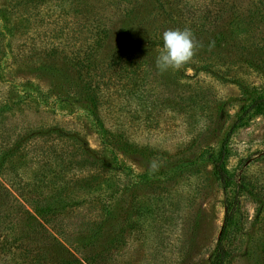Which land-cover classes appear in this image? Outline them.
<instances>
[{
	"label": "rangeland",
	"instance_id": "374dc122",
	"mask_svg": "<svg viewBox=\"0 0 264 264\" xmlns=\"http://www.w3.org/2000/svg\"><path fill=\"white\" fill-rule=\"evenodd\" d=\"M186 27L204 47L161 73L163 32ZM263 89L264 0H0V264H210L207 151ZM229 146L227 264H264V111Z\"/></svg>",
	"mask_w": 264,
	"mask_h": 264
},
{
	"label": "trees",
	"instance_id": "16d2710c",
	"mask_svg": "<svg viewBox=\"0 0 264 264\" xmlns=\"http://www.w3.org/2000/svg\"><path fill=\"white\" fill-rule=\"evenodd\" d=\"M137 32L138 28L134 25L123 27V30L121 31V38H123V40H129L130 46L134 45L130 40L137 41ZM125 48L127 52H131L130 47ZM263 111L264 89L262 92H257L255 95L250 97V101L242 108L241 113L231 126L230 131H228L224 137L221 146L218 149L207 151V158L213 166V174L218 182L219 187L224 193L223 203L225 209L223 227L213 250L210 264H227L230 260L232 254V249L229 245L230 232L236 224L237 215L240 210V182L228 165L231 156L229 146L231 135L237 128L243 126L248 119L256 114L262 113ZM49 208L50 206L42 207V209L39 207H33L32 210L27 209V211L31 214L34 221H38L41 219L39 215ZM63 245L64 244L62 243V246ZM86 258H88L87 255H85V257L83 255V260H85L83 263H88ZM78 260L80 262L82 261L81 259Z\"/></svg>",
	"mask_w": 264,
	"mask_h": 264
},
{
	"label": "clouds",
	"instance_id": "9594fccd",
	"mask_svg": "<svg viewBox=\"0 0 264 264\" xmlns=\"http://www.w3.org/2000/svg\"><path fill=\"white\" fill-rule=\"evenodd\" d=\"M163 51L156 59V67L161 72L168 70H179L186 64L190 63L198 54L203 43L199 41L190 28L184 29H169L163 32ZM215 46V41H211L208 49L212 50ZM159 163L156 159L149 162V170L157 171Z\"/></svg>",
	"mask_w": 264,
	"mask_h": 264
}]
</instances>
